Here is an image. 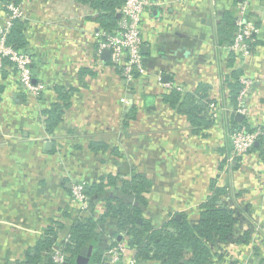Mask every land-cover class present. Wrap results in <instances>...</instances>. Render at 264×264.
Returning a JSON list of instances; mask_svg holds the SVG:
<instances>
[{
    "label": "crops",
    "instance_id": "obj_1",
    "mask_svg": "<svg viewBox=\"0 0 264 264\" xmlns=\"http://www.w3.org/2000/svg\"><path fill=\"white\" fill-rule=\"evenodd\" d=\"M155 1L142 15L144 72L131 88L109 56L96 55L99 25L89 5L20 2L25 52L46 88L36 98L21 90L8 66L0 71V264L24 259L53 219L66 225L59 238L67 236L71 222L59 217L72 182L93 184L104 174L129 179L134 172L149 183L143 215L156 227L182 214L197 222L214 183L236 218L228 241L211 247L223 254L215 264H264V135L244 158L230 159L234 123L264 131V0ZM241 4L256 30L248 39L250 55L236 54L232 66L230 44L218 29ZM6 12L0 5V27ZM233 68L240 80H252L242 101L248 115L234 111L229 98L225 77ZM172 87L184 97L206 93L200 104L206 126L195 130L164 100ZM58 101L67 105L48 132L46 111ZM115 223L106 220V237L117 231Z\"/></svg>",
    "mask_w": 264,
    "mask_h": 264
},
{
    "label": "trees",
    "instance_id": "obj_2",
    "mask_svg": "<svg viewBox=\"0 0 264 264\" xmlns=\"http://www.w3.org/2000/svg\"><path fill=\"white\" fill-rule=\"evenodd\" d=\"M21 1L0 0V5L2 9L8 11L7 5L10 3L17 5ZM75 1L89 5L95 12L94 20L99 25V31L113 32L116 29L119 21L117 13L124 0ZM235 28V14L233 11L227 12L218 29L223 42L232 43ZM25 31L26 21L14 19L6 43L17 51L25 52V46L28 45ZM235 55L236 53L232 52L229 61L232 66ZM7 63L9 62L6 59H2L3 67L0 71L5 73V68L8 66L16 75L11 64ZM84 70L81 72L83 73ZM241 76V71L233 68L225 77L234 111L237 108L238 95L242 88ZM131 87L132 84H130ZM205 94L199 91L184 97L178 88L172 87L168 93L164 94V100L183 113L191 121L195 130H200L202 126H206V122L200 118V112L204 110L200 104L206 101L204 100ZM66 105V101H58L46 111L48 132L55 128ZM233 125L235 130L242 127L247 131L254 129L245 122ZM260 139L261 135L257 137L256 142L259 143ZM115 153L114 155L117 156ZM213 185L212 194L200 205V216L197 222H189L186 215L182 214L179 218L172 216L170 220L156 227L143 215V207L147 205V199H144L143 193L148 189L149 183L142 174L134 172L131 178L122 180L118 175L104 174L97 183H85L84 185V192L89 197V209L80 210L67 205L61 210V215L66 219L65 222H71L66 237L59 238L60 232L66 226L65 223L53 219L24 259L9 261L7 264H54L52 254L56 248L60 249L67 263L77 264L76 258L84 246H92V255L88 263H100L105 259L103 256L105 249L118 242V234L122 235V239L126 240L129 247L136 250V255L140 260L153 259L162 264H215L217 258L222 260L223 254L214 253L211 247L221 248L228 241L236 218L234 209L229 207L225 201L218 199L223 190L214 183ZM97 201L104 203L103 213L98 218L95 209ZM135 201L138 203L135 204ZM140 217H142L141 220H139ZM108 218L116 221L117 227V231L112 235L114 238L111 244H107L105 240L107 231L104 224Z\"/></svg>",
    "mask_w": 264,
    "mask_h": 264
},
{
    "label": "built area",
    "instance_id": "obj_3",
    "mask_svg": "<svg viewBox=\"0 0 264 264\" xmlns=\"http://www.w3.org/2000/svg\"><path fill=\"white\" fill-rule=\"evenodd\" d=\"M158 6L159 2L155 0H124L120 7V18L118 25L113 32L96 33L97 47L95 53L99 56L102 50H110V64L120 73L123 80L128 84H132L144 72L143 67V36H142V15L150 12L153 6ZM246 4L237 7L235 13V32L232 43L229 45L232 52L240 56L247 57L251 53L250 43L248 39L255 31V25L247 18ZM6 19L0 27V70L2 69V59H6L11 64V68L15 70L17 83L21 90L26 93L40 98L46 85L41 81L35 80L32 55L27 52L17 51L11 45L6 43L7 35L14 19H24V11L21 3L15 5L10 3L7 5ZM242 88L238 95L237 111L248 115V110L242 105L243 98L248 92L252 84L250 78H242ZM123 101L126 100L123 98ZM264 135L261 127H256L251 131H247L244 127L237 129L231 133V153L230 159H242L252 149L257 141V137ZM85 183L74 181L70 185V203L72 207L80 210L90 208L89 197L84 192ZM98 201L95 209L98 211ZM63 219L61 215L59 217ZM106 237V236H105ZM113 236L106 237L107 244H111ZM135 250L127 245L126 240H120L116 244L105 249L104 260L100 263L93 262L88 264H139V258L130 254ZM136 251V250H135ZM52 259L54 264H64L65 259L60 251L56 248L53 251Z\"/></svg>",
    "mask_w": 264,
    "mask_h": 264
},
{
    "label": "water",
    "instance_id": "obj_4",
    "mask_svg": "<svg viewBox=\"0 0 264 264\" xmlns=\"http://www.w3.org/2000/svg\"><path fill=\"white\" fill-rule=\"evenodd\" d=\"M117 16L120 18L121 16L120 13H117ZM101 56L104 58H108V56H110V50L109 49L102 50ZM237 117L240 118V115H237ZM178 216L179 215H177L176 217L178 218ZM139 220H141V218H139ZM91 255H92V246H84L81 249L80 254L76 258V263L77 264H88L91 258ZM64 264H69V263L64 262Z\"/></svg>",
    "mask_w": 264,
    "mask_h": 264
}]
</instances>
